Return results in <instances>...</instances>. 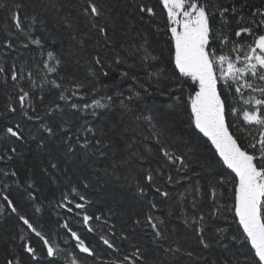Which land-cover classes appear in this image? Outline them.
<instances>
[{
  "label": "snow or ice",
  "instance_id": "snow-or-ice-1",
  "mask_svg": "<svg viewBox=\"0 0 264 264\" xmlns=\"http://www.w3.org/2000/svg\"><path fill=\"white\" fill-rule=\"evenodd\" d=\"M29 3L31 7L22 0H13L7 17L11 23L2 29L4 38L0 47L15 51L18 43L24 49L36 45L44 56L50 38L53 42L59 40L61 48L47 50V60L42 61L46 70L44 79L56 90L55 99L45 107L44 115L29 114L28 109L37 112L33 99L36 92L26 90L19 82L27 79L32 88L36 82L32 71L26 72V62L19 67L16 63L0 66V83L7 86L10 79L13 88L18 89L15 96L8 95L7 111L15 113L17 108L11 102L18 104L23 116L39 122L47 134L39 138L37 149L48 151L50 158L47 163H41L38 173L30 169L32 174L18 184L23 187L21 199L24 206L30 205L35 213H40L42 204L35 192L39 188L38 178L47 177L58 183L54 173L64 174L68 191L62 193L58 206L68 213L79 210L75 212L79 217L77 223L87 233H100L98 242L106 246V251L110 250L109 255L116 254L115 258L104 260L97 247L86 243L65 221L60 226L75 241L69 254L54 238L58 233L49 235L39 230L21 212V205L10 198V186L3 187L0 199L6 202V207L0 206V214L10 210L38 238L39 251L30 238L19 237L26 241L20 247L30 258V264H89L90 260L92 264H185V261L187 264H264V7L255 8L247 18L239 15L237 22L242 26L235 31L233 40L225 32L214 31L211 25L216 15L224 20L230 11L228 7L213 5L214 10H210L206 0H159L166 12L162 31L170 33L171 63L180 76L191 78L196 85L187 97L188 126L207 138L222 164L235 174V182L227 189L233 201L229 208L220 203L225 198L224 192H217L228 183L223 177L217 180L216 173H207L210 192L200 183L205 165L201 163L199 139L186 138L179 126L183 122L170 113L157 114L148 109L146 114L133 106L136 98L153 95L150 89L154 87L159 95L172 97L183 87L178 78L173 81L174 86H169L165 83L164 70L158 69L146 72L149 81L146 82L129 69L119 72L112 85L101 82L109 76L105 69L120 67L129 59L139 58L140 65L146 68L162 63L163 52L159 57L154 55L147 37L136 31L133 24L135 19L156 17L150 0H29ZM231 12L237 14L235 5L231 6ZM156 27L161 31L159 25ZM131 32H135L134 38H129ZM244 36L250 37V42L243 41ZM47 74H55L56 79H48ZM124 81L132 82L127 96L120 92L113 97L105 91ZM101 93L104 103L95 98ZM89 97L91 103L87 102ZM38 99L43 104L45 97L40 95ZM169 107H179V97ZM69 109L75 112H68ZM114 109L118 112L113 120L109 114ZM84 114L108 119L99 127L87 120L78 124L76 121L83 120ZM229 114L242 119L245 128L241 131L251 138L246 146L230 131ZM5 133L17 141L24 140L20 124L7 127ZM50 142L61 145L55 155ZM9 151L15 154L17 149L12 147ZM11 159L8 152L0 154V161ZM153 161L156 166H152ZM73 165L80 169L75 180L68 176ZM171 170L183 175L177 179ZM0 177H15L19 181L15 170L0 171ZM181 180L186 185L184 191L176 193L175 210L169 216L182 221L186 228L183 233L170 229L165 219L154 214L159 210L154 197L172 200L167 186L180 184ZM109 187L127 188L147 202V211L128 216L119 232L113 222L122 199L119 191H113L112 205L105 211L90 213L87 207L93 203L88 190L99 192ZM208 195L211 200L205 205ZM227 211H234L242 233L229 236L216 226L218 220H227ZM190 239L195 240V247H185ZM224 240L233 246L249 244L250 256L240 260L238 253H232L231 258L210 261L203 255ZM10 255L13 258L6 259L4 264H22L18 256Z\"/></svg>",
  "mask_w": 264,
  "mask_h": 264
},
{
  "label": "trees",
  "instance_id": "trees-1",
  "mask_svg": "<svg viewBox=\"0 0 264 264\" xmlns=\"http://www.w3.org/2000/svg\"><path fill=\"white\" fill-rule=\"evenodd\" d=\"M22 2L27 7H31L29 0H22ZM129 2H131V0H129ZM206 2L209 4L210 10H214L211 8L213 5L217 7H228L230 9V11L225 14L224 20H221L220 16L216 15L212 19L211 25L214 31L225 32L231 36L233 40L236 39L234 35L235 31L238 27L242 26L237 22L239 20V15L242 14L245 18H247L251 15V12L255 8L264 7V0H206ZM12 3L13 0H0V44H2L4 38L2 29L5 27L6 23H11L10 19H7V17L9 16L8 9ZM150 4L155 8L157 13L156 17L149 19L147 16H145L143 20L135 19L133 20V24L135 25L136 31L141 32L147 37L154 55L159 57L161 55V51L163 52L162 63L155 64V62H153L155 67L146 68L145 66L140 65L139 58L129 59L126 64L120 67L113 66L111 70L105 69L109 71V76L106 79L102 78L101 82L112 85L118 79L119 72L128 71L129 69H132L135 75L143 78L146 82H149L146 72H156L158 69L164 70L163 76L165 78V83L169 86H174L173 81L177 80L178 78L179 81L183 83V87L176 91L172 97L169 98L159 95L156 92V88L154 87L150 89V91L154 93L153 95H144L140 98H136L133 101V106L140 110H144L146 114L148 109L154 110L157 114L167 112L170 113L171 116L177 121L183 122L179 126L185 137L199 139L202 145L200 149L201 163H203L205 167L203 169L204 178L200 180L201 185L205 188L206 192H210V189L208 188L209 177L207 176L209 171L216 173L217 180L223 177L228 183L225 184L223 188H218L217 192H224L225 198L221 200L220 203L226 204L230 208L233 201L231 198H229L230 194L227 189L231 188L235 182V174L222 164L218 155L215 154V149L207 140V138L203 137V135L199 133L198 130L194 129V127L188 126V115L190 109L187 107V97L189 93L194 92L196 85L191 80V78L180 76L178 70H175L174 64L171 63L169 56L170 33L165 34L164 31H162L166 21V12L163 10L159 0H150ZM232 5L236 6L237 14H233L231 12ZM128 11L131 12L132 9H128ZM156 25H159V29L161 31L157 30ZM134 37L135 32L129 33V38ZM21 39L23 40V37H21ZM241 39L243 41L250 42L251 38L244 36L241 37ZM230 46L231 45H229V47ZM60 48V41L56 40L53 42L50 38L47 40V47L45 49L44 56L40 55L41 50L36 45H29V49H24L20 47L18 43L17 49L15 51H9L0 47V66H9L12 63H16L19 67L21 64H25L26 62V72L30 69L33 73V79L36 82L34 88L30 86V81L27 79L19 82L20 85L26 90L36 92V97L33 99L37 112L32 113L31 110L28 109L29 114L31 115H44L45 107L49 105L50 101L55 99L56 90L53 89L51 85L47 84V81L44 79L46 70L43 68L42 61L47 60V50H59ZM223 51L228 52V48H224ZM49 63L51 64L53 62L49 61ZM47 78L56 79V76L55 74H47ZM131 83V81H124L123 83L116 84L115 87H109L105 91L108 95L113 97H116L120 92H123L124 95L127 96L129 94ZM151 83H155V78H153ZM41 85H43V91H41ZM156 87H161V85H157ZM17 92L18 89L13 88L10 79L7 86H4L2 83H0V154L8 152V154L12 156L11 160L0 161V171L15 170L17 172V176L19 177V181H17L15 177L11 179L0 177V190H2L3 187L10 186L12 190V195L10 198L21 205V212L27 214L31 218L33 224L39 230L49 235L58 233V235L54 238L61 247L67 249L69 254H71L73 251L72 245L75 243V241L71 240L69 234H67V230L60 226L65 221H68L70 227H72L73 230H77L82 235L86 243L97 247L98 253L104 260L115 258V253H111V255H109L110 250L106 251V246H103L98 242V235L100 233H87L86 230L77 223L79 217L75 215V212L79 210L74 209L73 213H68L66 209L60 208L58 206L62 199V193L68 191V188L66 187L68 182L64 174L54 173L58 183L51 182V180L47 177L38 178L37 183L39 188L35 190V192L39 196V200L42 204V211L40 213H35L34 209H32L30 205L27 207L24 206L25 201L21 199L23 187L18 186V184H22L27 179V177L32 174L29 171L30 169L38 173L41 163H47L50 156L48 151L37 149L39 138L41 136L47 135L43 132L39 122L30 121L24 117L19 109V105L14 102L11 103H13V106L17 108V111L15 113L7 111L6 105L10 103L8 100V95L15 96ZM40 95H44L45 97L43 104L39 102L38 97ZM176 97H179V107H169V105L176 103ZM95 98L100 99L102 103L105 102L102 98V93L97 94ZM87 102H92L91 97L87 99ZM58 103L63 104V102L59 101ZM77 103L82 102L77 101ZM236 106L241 107L240 104H237ZM90 111L91 109H89V112ZM97 111L101 112L106 110ZM68 112H75V110L69 109ZM116 112H118V109H114L113 113L109 114L111 119L114 120L117 118L115 114ZM73 119H75V117H73ZM106 119H108L107 116L92 117L88 114H84L83 120H77L76 122L80 124L83 123L84 120H87L92 126L99 127ZM228 123L230 125V131H232L239 138L238 142L241 143L242 146H246L250 142L251 138L247 135L246 131H241V129L245 128L242 119H237L236 117L229 114ZM16 124L21 125V130L24 135V140L22 141H17L14 137L6 135L5 133V129L7 127L14 128ZM252 132L255 134V129H252ZM33 137H36V139L34 140ZM49 146L54 148V155L56 154V149L61 147L58 142L55 145H52L50 142ZM12 147L17 149L15 154H12L9 151ZM100 159H103V157ZM208 165H211V168H209ZM152 166H156L155 161H153ZM195 167H197L198 171L200 170L199 166ZM171 171L177 179L183 175V173L177 175L174 170ZM79 174L80 169L76 168L75 165L69 169L68 176L72 177L73 180H75V177ZM212 183H215V181H212ZM185 185L186 181L181 180L180 184L167 186V190H169L173 195L172 200H163V198L159 196L154 197L159 205V210L155 211L154 214L161 217V219H165L167 221V227L170 229L174 228L180 233L186 231L185 226L180 219L170 217L169 213L175 210L174 198L176 197V193L179 191H184ZM81 191L84 190L81 189ZM113 191H119L122 196L120 204L116 208L117 216L113 218V222L117 224V232H119L123 221L127 220L128 216L132 215L133 213L139 214L147 211V202L137 198L134 193L127 188L112 189L109 187L102 189L99 192L95 190H88L87 195H89L90 199L93 201L91 205L87 206L88 211L90 213L105 211L107 207L112 205ZM150 198L153 197L150 196ZM210 200V195L206 196L205 205H208ZM77 202H79L78 198ZM0 206L6 207V202L2 199H0ZM205 210H207V208ZM225 215L227 216V220H218L216 222V226L227 232L229 236L242 233V229L238 224V218L234 217V211H227ZM130 222L131 221H129V223ZM21 229L24 231L21 232ZM21 235H24L26 238H30L33 246H36L38 251L40 250L38 238L35 237L34 234H32L30 230H28L27 227L22 224V222L18 221L14 214H10V210L9 212L0 214V264H4L6 259L13 258V255H10V253L18 256L22 264H30V258L27 256V254L23 253L22 248L20 247L26 242L19 239ZM65 241H67V243H65ZM185 247H195V240L190 239L189 243L186 244ZM226 248L227 251L225 250ZM249 249V244H244L243 246L236 244L233 246V243H231L229 240H224L221 245L215 246L213 249L204 252L203 255L206 256L210 261H216L218 259L223 260L225 258H231L232 253H238V258L243 260L246 256H250ZM70 258L71 255L69 256V259ZM31 264H35V262H31ZM89 264H92L91 260L89 261ZM185 264H187L186 261Z\"/></svg>",
  "mask_w": 264,
  "mask_h": 264
}]
</instances>
